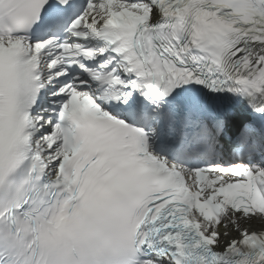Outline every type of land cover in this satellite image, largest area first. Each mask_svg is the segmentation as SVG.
Segmentation results:
<instances>
[{"label": "snow or ice", "instance_id": "1", "mask_svg": "<svg viewBox=\"0 0 264 264\" xmlns=\"http://www.w3.org/2000/svg\"><path fill=\"white\" fill-rule=\"evenodd\" d=\"M0 264H264V0H0Z\"/></svg>", "mask_w": 264, "mask_h": 264}]
</instances>
